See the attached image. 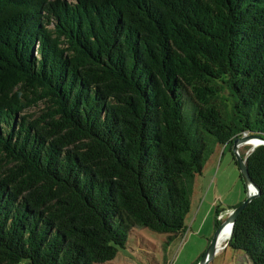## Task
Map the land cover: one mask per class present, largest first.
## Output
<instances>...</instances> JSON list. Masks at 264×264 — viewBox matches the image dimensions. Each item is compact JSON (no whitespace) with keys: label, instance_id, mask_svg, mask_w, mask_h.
I'll use <instances>...</instances> for the list:
<instances>
[{"label":"trees","instance_id":"16d2710c","mask_svg":"<svg viewBox=\"0 0 264 264\" xmlns=\"http://www.w3.org/2000/svg\"><path fill=\"white\" fill-rule=\"evenodd\" d=\"M244 133L264 137V0H0V264L178 237ZM241 155L259 193L227 247L264 264V145Z\"/></svg>","mask_w":264,"mask_h":264},{"label":"rangeland","instance_id":"374dc122","mask_svg":"<svg viewBox=\"0 0 264 264\" xmlns=\"http://www.w3.org/2000/svg\"><path fill=\"white\" fill-rule=\"evenodd\" d=\"M38 109L35 108V112ZM231 149L232 147L216 145L215 151L204 164L201 174L195 178L192 212L205 200L199 214L201 218L205 216L206 219L202 224L198 225L196 222L191 227L193 220L187 217L186 231L176 238H169V234L157 233L148 228L135 227L130 231L125 247L118 250L114 261L96 264H121L122 255L133 259L134 264H195L199 262L212 235L227 218L223 215L224 212L233 209L224 210L226 206H237L246 197L245 184L234 162ZM251 150V143L242 144L239 147L240 154L243 155H247ZM216 206H220L224 211L215 217ZM214 217L219 222L218 226L214 223ZM208 238H210L209 242ZM227 241L228 238L220 241L217 252L208 264H251L242 251L227 247Z\"/></svg>","mask_w":264,"mask_h":264},{"label":"water","instance_id":"95a60500","mask_svg":"<svg viewBox=\"0 0 264 264\" xmlns=\"http://www.w3.org/2000/svg\"><path fill=\"white\" fill-rule=\"evenodd\" d=\"M253 139L256 140L257 143L252 145V150L259 145H264V137H262L258 134L244 133L242 136L236 137L233 141L232 152L234 154L237 166L239 168L241 178L245 184L246 197L240 204H238L236 207H234L226 215L227 218L216 229V231L212 235V238H211V240H210V242H209V244L205 250V253H204L203 257L201 258V260L198 262V264H208V262L213 258V256L215 255V253L218 250L219 243H220V234L223 231V228L226 225L230 226V235H229V238H230L236 217L248 205V203L255 196H257L259 193V187L252 181V179L249 175V172H248L246 160L240 154V151H239L240 145L247 144L250 140H253Z\"/></svg>","mask_w":264,"mask_h":264},{"label":"crops","instance_id":"0c3cea01","mask_svg":"<svg viewBox=\"0 0 264 264\" xmlns=\"http://www.w3.org/2000/svg\"><path fill=\"white\" fill-rule=\"evenodd\" d=\"M219 147H222V146H219ZM194 183H195V180H194ZM194 187H195V185H194ZM193 187V188H194ZM194 192H195V190H193V194H192V197H191V208H190V211H189V213H188V215H187V217H190V218H192V220H193V222H192V224H191V227L196 223V222H198V225H200V224H202V222H203V220L205 219V216L203 217V218H201L200 216H199V214L201 213V211H202V209H203V206H204V202H205V200L200 204V206H197L196 207V209L194 210V212H192V207L194 206V201H193V198H194ZM196 201V200H195ZM231 207H233V206H226V208L224 209V210H227L228 208H231ZM192 213V214H191ZM194 213V214H193ZM221 213H223V211L221 212ZM226 211L224 212V214L223 215H226ZM193 215V216H192ZM186 217V218H187ZM214 219H215V217H214ZM206 220V219H205ZM209 239L210 238H208V242H209ZM117 256V255H116ZM115 256V257H116ZM115 257H114V259H115ZM114 259H112V260H110L111 262L112 261H114ZM109 262V261H108ZM121 264H134V261H133V259H131L130 257H127L126 258V256L125 255H122V261H121Z\"/></svg>","mask_w":264,"mask_h":264},{"label":"bare ground","instance_id":"6f19581e","mask_svg":"<svg viewBox=\"0 0 264 264\" xmlns=\"http://www.w3.org/2000/svg\"><path fill=\"white\" fill-rule=\"evenodd\" d=\"M248 143H251L252 145H254V144L257 143V141L253 139V140H250ZM229 235H230V226L229 225H226L223 228V231L220 234V241L221 240H224L226 238H229Z\"/></svg>","mask_w":264,"mask_h":264},{"label":"clouds","instance_id":"9594fccd","mask_svg":"<svg viewBox=\"0 0 264 264\" xmlns=\"http://www.w3.org/2000/svg\"><path fill=\"white\" fill-rule=\"evenodd\" d=\"M229 212L226 213V215L228 214Z\"/></svg>","mask_w":264,"mask_h":264},{"label":"built area","instance_id":"2783aa9c","mask_svg":"<svg viewBox=\"0 0 264 264\" xmlns=\"http://www.w3.org/2000/svg\"><path fill=\"white\" fill-rule=\"evenodd\" d=\"M221 217H222V215H221Z\"/></svg>","mask_w":264,"mask_h":264}]
</instances>
